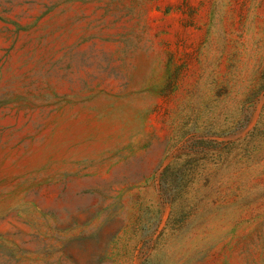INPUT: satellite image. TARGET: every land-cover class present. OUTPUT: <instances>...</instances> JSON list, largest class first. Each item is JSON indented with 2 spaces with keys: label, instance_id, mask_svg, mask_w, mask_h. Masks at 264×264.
Here are the masks:
<instances>
[{
  "label": "rangeland",
  "instance_id": "rangeland-1",
  "mask_svg": "<svg viewBox=\"0 0 264 264\" xmlns=\"http://www.w3.org/2000/svg\"><path fill=\"white\" fill-rule=\"evenodd\" d=\"M0 264H264V0H0Z\"/></svg>",
  "mask_w": 264,
  "mask_h": 264
}]
</instances>
